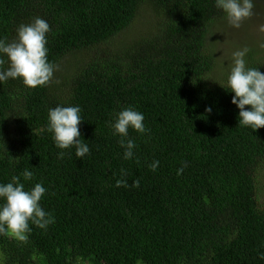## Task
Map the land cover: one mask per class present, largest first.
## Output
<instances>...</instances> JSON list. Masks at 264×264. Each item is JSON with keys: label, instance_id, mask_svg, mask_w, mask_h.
<instances>
[{"label": "trees", "instance_id": "trees-1", "mask_svg": "<svg viewBox=\"0 0 264 264\" xmlns=\"http://www.w3.org/2000/svg\"><path fill=\"white\" fill-rule=\"evenodd\" d=\"M144 5L150 31L138 28ZM37 16L58 70L44 87L0 84V182L32 171L26 189L43 183L55 222L30 223L27 243L0 235L5 264H264V128L240 127L222 88L213 35L226 18L214 0H0V38ZM263 40L238 48L262 73ZM57 105L82 109L85 157L57 158ZM128 106L149 132L129 129L135 156L124 160L109 122Z\"/></svg>", "mask_w": 264, "mask_h": 264}, {"label": "clouds", "instance_id": "clouds-1", "mask_svg": "<svg viewBox=\"0 0 264 264\" xmlns=\"http://www.w3.org/2000/svg\"><path fill=\"white\" fill-rule=\"evenodd\" d=\"M214 7L224 13L229 26L240 29L244 21L254 15L255 0H214ZM264 31V26H261ZM49 23L37 16L31 22L19 24L15 29V37L9 40L0 38V84L10 79L22 80L28 88L44 87L53 82L58 65L48 58ZM250 49L244 47L232 53L231 65L226 77V91L231 92V104L238 111L240 127L253 131L264 128V73L257 67H250L246 59ZM247 106V107H246ZM206 108V112H211ZM82 109L76 106L57 105L49 108L48 131L56 148L57 158L63 159L64 150H73L80 159L90 153V147L81 138L79 125L83 121ZM143 113L133 106L122 108L116 112L109 127L114 136H119V146L123 149V159L131 160L135 156L136 144L129 137V129L139 134H147L149 129L144 123ZM13 162L18 161L13 158ZM159 166V161L149 165L152 171ZM183 166L177 170L182 174ZM33 172L25 169L19 175H13L9 182H0V235L10 236L21 243H27L32 232L30 223L37 228L47 230L55 222L54 216L46 212L40 204L48 191L42 182L35 183L26 189L25 182L33 179ZM121 175L125 171L121 169ZM117 187H127L126 180H118ZM132 187H139V180L133 181ZM264 259V254H260Z\"/></svg>", "mask_w": 264, "mask_h": 264}, {"label": "rangeland", "instance_id": "rangeland-1", "mask_svg": "<svg viewBox=\"0 0 264 264\" xmlns=\"http://www.w3.org/2000/svg\"><path fill=\"white\" fill-rule=\"evenodd\" d=\"M154 21L155 17L150 6L144 5L140 9L138 17V28L140 30L150 31L153 27ZM261 26H264V0L256 1L254 15L250 19L244 21L240 29L231 28L227 22V19L225 21L217 23L213 35L216 60L218 61L217 70L221 69L223 70V74L227 75V72L231 65L232 53L238 50V48L241 46L240 41H248L250 36H259V40L260 38L264 39V31L261 30ZM260 191L262 192L261 194L264 198V184L260 186ZM0 264H5L1 252Z\"/></svg>", "mask_w": 264, "mask_h": 264}]
</instances>
